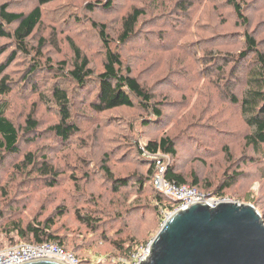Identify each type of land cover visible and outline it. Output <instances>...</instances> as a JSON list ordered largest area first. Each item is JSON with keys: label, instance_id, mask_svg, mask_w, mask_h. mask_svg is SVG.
<instances>
[{"label": "rangeland", "instance_id": "1", "mask_svg": "<svg viewBox=\"0 0 264 264\" xmlns=\"http://www.w3.org/2000/svg\"><path fill=\"white\" fill-rule=\"evenodd\" d=\"M110 1L108 9L95 6L92 11L86 4L95 0H57L42 6L41 22L27 41L29 55L19 52L11 39L0 38L6 49L0 62L16 49L15 59L4 71L12 81L10 92L0 94V104L7 102L6 114L18 127L24 126L28 114L39 123L35 140L24 143L25 138L20 139V152L5 154L0 166L1 228L11 220L26 225L52 217L51 231L78 254L81 264H134L147 254L167 215L161 218L155 212L150 184L141 191L134 184L133 174H145L149 164L136 156L135 145L143 146L164 135L173 140L176 149L168 162L172 161L188 183L196 177L197 190L207 198L254 206L264 222V145L259 149L245 145L249 130L239 106L228 95H240L246 72L253 65L251 56L239 57L244 29L236 27L235 16L230 14L229 20L216 17L215 0L193 3V11L179 17L177 10L172 11L175 0ZM243 1L249 31L264 51V0ZM2 3L14 11H28L36 4L35 0H0ZM134 7H142L144 16L138 21L136 35L120 45L116 38L121 19ZM92 21L106 25L111 49L119 52L124 66L149 89L152 103H160V118L137 104L94 112L87 106L95 96L92 84L78 88L50 71L48 58L55 67L60 61L70 65L71 42L87 56L96 73L102 71L105 49ZM211 35H217L219 41L214 38L211 43ZM42 37L45 41L37 50ZM209 51L234 58L223 64L214 58L204 60ZM36 60L42 68L27 77ZM56 81L68 89L72 121L79 128L66 141L47 131L59 120L57 108L47 97ZM28 150L37 161L45 157L57 177H43L37 169L29 175L18 171L14 164ZM106 156L113 177L127 180L117 191L101 170ZM226 181L232 184L215 196ZM87 215L92 216V227L82 221ZM10 237L11 243L19 241L15 233ZM114 241L124 249L136 243L132 261L123 258Z\"/></svg>", "mask_w": 264, "mask_h": 264}, {"label": "trees", "instance_id": "2", "mask_svg": "<svg viewBox=\"0 0 264 264\" xmlns=\"http://www.w3.org/2000/svg\"><path fill=\"white\" fill-rule=\"evenodd\" d=\"M54 1L57 0H35L36 4L28 11H14L8 9L9 7L6 4H0V38L11 39L17 50L27 55L30 52L27 48V41L41 22L42 6ZM199 1L200 0H175L172 11L175 12L177 10V17L181 15L186 16L193 11V3H198ZM101 2V0H95L94 3H87L86 8L92 11L95 9V6H103L104 9H108L112 5V1L110 0L106 1L104 4ZM215 3L213 9L216 10V17H225V20H229V15H234L236 18V27H242L244 29L243 50L239 52V57L243 59L246 58L247 55H249V57L251 56L249 59H251L253 65L250 66L246 72L245 81H243L242 84L244 87L239 90L240 95L236 96L234 93H228V95L230 101L239 106V113L249 130L244 136L245 145L252 146L254 149H259L264 145V51L261 50L258 41L253 36V32L249 31L250 19L245 14L246 4L243 0H215ZM226 10H229V12L225 13ZM219 11H221V14L218 13ZM223 14L227 15L223 16ZM142 16H144L143 8L134 7L122 17L116 38L120 45L127 43L136 35V27ZM219 21L224 20L219 19ZM91 24L98 29L99 38L105 49L102 71L96 73L89 66L87 56L83 54L81 49L73 42L70 44V48L73 52V59L70 60V65L66 61H60L55 67L48 58L47 64L49 65L48 68L50 71L61 80L68 79L75 83L78 88L92 84V88L95 89V96L93 102L89 103V105L87 104V106L94 112H104L119 107H133L137 104L142 110L148 111L154 118H160L162 115V110L159 107L160 103H154L155 105L152 103L153 95L150 93L149 89L145 88L138 79L131 74V68L129 66H124L119 52L111 49L110 43L112 40L108 38L106 25L94 21H92ZM211 36V43H213L214 38L216 41L220 39L216 38L217 35ZM44 41L43 37L39 38L37 50L43 45ZM5 50V47L0 44V55L5 52ZM37 53L40 52L37 51ZM37 55L39 56V54ZM15 57L16 49H13L5 60L0 62V94H7L10 92L12 81L4 74V71ZM212 58L219 60L222 62L221 64H223L226 59H233L234 56L222 52L211 53V51L203 55L204 60ZM33 63L35 64L29 69L30 72L27 77L42 68L39 61L36 60ZM220 70H223L222 67H220ZM50 91L51 93L47 95V97L50 99L49 102L57 108L59 120L50 125L47 131L53 133L62 141H66L79 130L78 126L72 121V102L69 97L68 89L61 86L60 81H56L53 83ZM6 109L7 102L0 104V166L5 154L16 155L20 152V139L23 140L25 138L23 141L24 143H30L32 140H35L34 136L39 125L32 114H28L24 120V126L18 127L7 116ZM146 123V120H143V125ZM32 133L34 135L30 137ZM135 146L136 156L149 164L145 174H133L135 177L134 184L140 187V191L143 190L146 183L150 184L155 192L153 196V202L155 203L154 208L156 209L155 212L158 213L161 218H164L168 212L175 209L177 204L165 198L153 187L151 180L156 172L155 158L153 156L163 154L169 156L172 160V157L176 154L175 143L169 136L164 135L158 139L148 140L143 146H139L138 144ZM36 159L37 157L32 154V151L28 150L24 153L22 159H19L20 161L14 164V167L18 171L26 172V175H29L31 170L37 169V174H41L43 177H48L50 175H52L53 179L57 177L54 168L47 162L45 157L39 161ZM105 159H107V156L103 158L101 170L105 174L107 180L111 182L113 189L117 191L125 186L127 180L124 178H114ZM39 165L40 167L38 168L37 166ZM31 166L33 169H29ZM165 179L177 185L186 184L198 189L197 178L192 177L191 183H188L186 177L182 173L176 172L172 161H170L166 167ZM231 184L232 181L222 183L219 189H217L215 196H221L222 190L229 187ZM1 190L6 193L7 188L3 187ZM1 215L2 210L0 208V217ZM85 218L86 219H82V221L89 227H92L94 224L92 223V216L90 217V215H87ZM52 226V217L47 218L45 221L33 220L26 225H23L19 220H11L4 225L3 228H1L0 225V249L20 243L33 245L53 243L72 252L81 264L78 254L69 250L65 246L62 237L55 234L54 231H51ZM12 233L18 236L19 241L11 243L13 241V237H10ZM3 239L12 240L4 244ZM113 244L122 252L124 256L122 257L125 258L126 261H132L133 253H135L132 248L136 243L131 244V247L126 249H124L122 243L114 241Z\"/></svg>", "mask_w": 264, "mask_h": 264}, {"label": "water", "instance_id": "3", "mask_svg": "<svg viewBox=\"0 0 264 264\" xmlns=\"http://www.w3.org/2000/svg\"><path fill=\"white\" fill-rule=\"evenodd\" d=\"M19 264H68L38 258ZM139 264H264V222L254 206L205 199L169 213Z\"/></svg>", "mask_w": 264, "mask_h": 264}, {"label": "built area", "instance_id": "4", "mask_svg": "<svg viewBox=\"0 0 264 264\" xmlns=\"http://www.w3.org/2000/svg\"><path fill=\"white\" fill-rule=\"evenodd\" d=\"M156 172L152 177L153 187L160 192L168 200L174 201L177 205L176 209H183L189 204L205 199L206 202L212 204L218 199L207 198L205 194L198 191L196 188L182 184L170 182L165 179L166 167L168 165L169 156L167 155H154ZM171 213L168 212L167 215ZM166 215V216H167ZM139 257L134 264L139 262L148 255ZM55 258L64 261L68 264H79L78 259L70 251H67L57 244L41 243V244H28L20 243L7 248L0 249V264H19L22 262L30 261L38 258Z\"/></svg>", "mask_w": 264, "mask_h": 264}]
</instances>
